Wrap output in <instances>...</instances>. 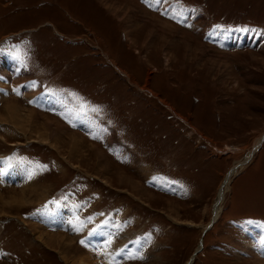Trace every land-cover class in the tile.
<instances>
[{
    "label": "rangeland",
    "instance_id": "374dc122",
    "mask_svg": "<svg viewBox=\"0 0 264 264\" xmlns=\"http://www.w3.org/2000/svg\"><path fill=\"white\" fill-rule=\"evenodd\" d=\"M13 168L0 264L264 263V0H0ZM103 226L109 263L87 239Z\"/></svg>",
    "mask_w": 264,
    "mask_h": 264
},
{
    "label": "bare ground",
    "instance_id": "6f19581e",
    "mask_svg": "<svg viewBox=\"0 0 264 264\" xmlns=\"http://www.w3.org/2000/svg\"><path fill=\"white\" fill-rule=\"evenodd\" d=\"M166 25V24H165ZM57 97V96H56ZM55 98V97H54ZM60 105V104H59ZM18 107L17 106H14L11 104H8L7 105V108H6V112H5V117L6 119H12L14 118L15 116H19L18 113H19V110L17 109ZM16 113V114H15ZM31 113V112H30ZM30 115V114H29ZM27 115V116H29ZM34 115V114H32ZM31 115V116H32ZM32 118V117H30ZM29 118V119H30ZM15 119V118H14ZM17 119V118H16ZM19 121V120H18ZM84 121V120H83ZM261 141V138L258 139L255 143V147L259 144V142ZM252 153V151H251ZM2 171H0V175H1V172H4V176L8 177V179L10 178H15L16 180H21L23 179V177L25 175H23V173L21 172L20 169H11L10 172L7 174V171H4L3 169H0ZM25 178V177H24ZM130 183H132V181H130ZM222 189H219L218 193H217V196H216V199H215V203H214V206H213V215L214 216H218L219 212H220V203L222 201ZM62 215V216H65L68 215L69 217L72 218V226H70L69 228L70 229H73L74 230L76 229H79V227L81 226H78L76 228V224H74V221H76V218H75V215L74 213L72 212V209H67V210H62L59 215ZM47 217V216H46ZM45 217V218H46ZM55 217V216H54ZM50 219V218H49ZM52 220V219H50ZM67 220V218H66ZM70 219H68L69 221ZM49 222V221H48ZM66 223V222H65ZM77 225H78V221H76ZM68 225V224H67ZM75 225V227H74ZM80 225V224H79ZM64 227V226H63ZM33 229L34 231H37L38 232V235L37 237L42 240L44 243L46 244H50V245H54V243H60V247L65 246L66 249L67 248H70L72 245L71 243V240H72V236L70 237V240L68 238V235H58V233L54 234V233H50L48 232L47 230H45L44 228H38V225H33ZM32 230V231H33ZM45 234L47 235V237H45ZM68 238V239H67ZM87 239H88V243L89 245L92 247V249L94 250V253L96 254L97 250L98 251H101L103 254H105L104 258H102L103 260H101V263L104 262V261H107V263L111 262V260L116 259V257L118 258V256L121 255V257H123V253L121 254V247H119L118 245H116L115 243H112L111 241V237H110V234H109V231L107 229V227L103 226L102 228H98L97 230L95 229L94 231H91L89 233V235L87 236ZM101 245H102V248H101ZM97 247V248H96ZM100 247V249L98 248ZM248 249V248H247ZM262 249H264V246H262ZM62 251H65L66 250L62 249ZM64 252V253H65ZM92 253V252H91ZM255 253V251H254ZM74 254V253H73ZM93 254V253H92ZM92 254H90V251L88 253V256L86 255H79L78 257H76V260H73L72 262H69L70 264H95V256ZM99 255V253H98ZM102 256V255H101ZM65 257V256H64ZM74 257V256H72ZM105 257H106V260H105ZM66 258V257H65ZM74 259V258H73ZM91 259V260H90ZM89 260V261H88ZM117 260V259H116ZM257 260V261H256ZM255 261V263H258V264H264L262 261H259V259L257 258ZM259 261V262H258Z\"/></svg>",
    "mask_w": 264,
    "mask_h": 264
},
{
    "label": "water",
    "instance_id": "95a60500",
    "mask_svg": "<svg viewBox=\"0 0 264 264\" xmlns=\"http://www.w3.org/2000/svg\"><path fill=\"white\" fill-rule=\"evenodd\" d=\"M197 250H198V249H197ZM197 250H195V253H196Z\"/></svg>",
    "mask_w": 264,
    "mask_h": 264
}]
</instances>
